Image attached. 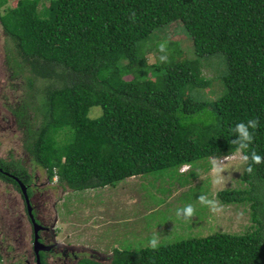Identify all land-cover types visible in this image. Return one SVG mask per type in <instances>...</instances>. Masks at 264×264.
I'll return each mask as SVG.
<instances>
[{
	"label": "trees",
	"instance_id": "trees-1",
	"mask_svg": "<svg viewBox=\"0 0 264 264\" xmlns=\"http://www.w3.org/2000/svg\"><path fill=\"white\" fill-rule=\"evenodd\" d=\"M40 3L19 0L1 22L14 44L13 74L32 68L29 95L37 80L54 81L40 94L38 129L27 122L30 104L14 111L50 180L58 175L65 188L82 191L184 166L194 177L212 158L232 154L230 130L250 118L260 122L250 148L264 156V0H51L41 10ZM176 21L196 58L155 64L157 78L142 77L139 44ZM217 56L222 95L193 99L191 89L214 83L201 67ZM93 107L102 110L96 119ZM255 169L242 175L248 189L217 194L223 204H250L253 231L115 249L106 261L77 264H264V163Z\"/></svg>",
	"mask_w": 264,
	"mask_h": 264
},
{
	"label": "rangeland",
	"instance_id": "rangeland-1",
	"mask_svg": "<svg viewBox=\"0 0 264 264\" xmlns=\"http://www.w3.org/2000/svg\"><path fill=\"white\" fill-rule=\"evenodd\" d=\"M18 1L8 0L0 9V159L22 165L26 171L35 173L34 181L39 185L47 183V187L42 188L50 199L47 202L51 216L47 222L52 224L53 218L57 217V241L75 246L77 250H85L75 251L79 253L77 262L84 258L106 261L112 257L115 249L139 251L150 247L149 241L154 235L159 238L158 245H168L215 233L242 235L254 230L249 203L223 204L217 197L222 190L249 188L242 181L246 165L238 155L230 160H225V156L214 157L210 160L209 170L197 169L194 177L190 170L169 169L128 178L115 186L82 191L65 188L57 181L58 175L49 181L46 169L40 168L35 155L27 149L23 133L27 127L21 131L14 112L30 104L27 122L32 128L38 129L43 120L36 108L39 107L40 94L54 85L53 80H37L35 88L38 91H31V95L34 94L32 99L28 84L33 75L32 68L24 64L22 70L14 69L17 70L16 76L13 74L9 61L11 56H16L14 44L4 29L1 16L5 14L6 8L16 7ZM50 1L41 0L39 9L48 7ZM161 43L167 46L168 62H184L196 58L193 41L183 24L180 21L172 22L139 44L138 57L145 61L140 67L142 77L152 80L157 78L155 64H161L162 53L158 48ZM216 58L218 56L204 62L201 67L202 76L206 80L215 79L214 83L207 88L191 89L188 93L193 99L210 103L222 95L223 87L217 77ZM18 61L22 62L20 56ZM122 65L130 69L134 67L124 61ZM132 77L128 74L126 79ZM101 115L100 107L90 110L91 119ZM66 133L61 132L58 140L62 142ZM214 164L223 167V180L219 185L214 183ZM202 194L214 199L221 210L214 213L207 205L200 203L199 197ZM188 204L195 208V215L191 218L178 216L177 210ZM24 207L18 188L0 181V252L4 256H1L3 261L0 264L22 262L26 251L32 246V231L23 216ZM88 251H92V255ZM62 263L65 264L60 261Z\"/></svg>",
	"mask_w": 264,
	"mask_h": 264
},
{
	"label": "flooded vegetation",
	"instance_id": "flooded-vegetation-1",
	"mask_svg": "<svg viewBox=\"0 0 264 264\" xmlns=\"http://www.w3.org/2000/svg\"><path fill=\"white\" fill-rule=\"evenodd\" d=\"M2 8L3 6L0 7V9ZM34 174L35 173L26 171L22 165L4 162L0 159V181L18 188V192L21 194L25 206V214L22 215L26 217L32 231L33 243L30 249L27 250L29 253L27 254L26 251L25 259H23L22 262H15L13 264H37L36 237L39 238V242L41 243L38 245L43 247V250L39 251L41 264H60V261H64L65 264H77L76 259L77 256L79 257V253L75 251L85 250H77L75 246H67L57 241V233L55 231L57 217L53 218L52 224L51 222H47L51 216V208L48 206L47 202V200L50 201V199L47 197V194L43 193L42 189L43 187H47V183L39 185L34 181ZM21 186L25 187L28 200ZM1 250H3V248H1ZM88 253L92 255V251H88ZM1 256H3L2 252H0V257ZM54 257H56V260H54ZM1 261H3L2 257Z\"/></svg>",
	"mask_w": 264,
	"mask_h": 264
},
{
	"label": "clouds",
	"instance_id": "clouds-1",
	"mask_svg": "<svg viewBox=\"0 0 264 264\" xmlns=\"http://www.w3.org/2000/svg\"><path fill=\"white\" fill-rule=\"evenodd\" d=\"M158 48L162 53V55L160 56V62L166 63L168 60L166 54V44L161 43ZM259 123L260 122L258 118H250L246 121L237 122L236 125L230 130L232 136L234 137V139L231 140V145L234 146V148L232 149V155H226L224 157L225 160H230L234 158V156H240L243 163L246 165V171L249 175H253L255 173V165L264 163V156L259 155L254 149L250 148V146L254 142V133L259 128ZM188 168V166L183 167L185 171L188 170ZM212 171L216 174L214 183L219 185L223 180V167L214 164ZM199 201L200 203L207 205L214 213L221 210L218 207L217 202L214 199H209L207 195H200ZM177 215L183 218H191L193 215H195V208L191 204H188L184 208L178 209ZM158 244L159 238L154 235L150 239L149 245L151 248L156 249L158 247Z\"/></svg>",
	"mask_w": 264,
	"mask_h": 264
},
{
	"label": "water",
	"instance_id": "water-1",
	"mask_svg": "<svg viewBox=\"0 0 264 264\" xmlns=\"http://www.w3.org/2000/svg\"><path fill=\"white\" fill-rule=\"evenodd\" d=\"M21 188H22V190H23V192H24V194H25V196H26V199L28 200V197H27V193H26V189H25V187H23V186H21ZM38 231V230H37ZM37 231H36V233H37ZM35 243H36V254H37V264H41V260H40V257H39V251H41V250H43V247L41 246H39L38 244H41L40 242H39V238L38 237H36V240H35Z\"/></svg>",
	"mask_w": 264,
	"mask_h": 264
}]
</instances>
